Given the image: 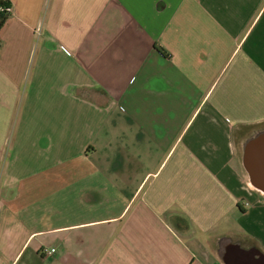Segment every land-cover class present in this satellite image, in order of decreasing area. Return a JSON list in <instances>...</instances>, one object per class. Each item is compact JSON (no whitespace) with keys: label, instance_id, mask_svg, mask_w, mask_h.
<instances>
[{"label":"crops","instance_id":"0c3cea01","mask_svg":"<svg viewBox=\"0 0 264 264\" xmlns=\"http://www.w3.org/2000/svg\"><path fill=\"white\" fill-rule=\"evenodd\" d=\"M8 1L0 264H264V0Z\"/></svg>","mask_w":264,"mask_h":264},{"label":"trees","instance_id":"16d2710c","mask_svg":"<svg viewBox=\"0 0 264 264\" xmlns=\"http://www.w3.org/2000/svg\"><path fill=\"white\" fill-rule=\"evenodd\" d=\"M8 0H0V32L3 29L7 19L10 18V16L6 12H2V8L9 6Z\"/></svg>","mask_w":264,"mask_h":264},{"label":"built area","instance_id":"2783aa9c","mask_svg":"<svg viewBox=\"0 0 264 264\" xmlns=\"http://www.w3.org/2000/svg\"><path fill=\"white\" fill-rule=\"evenodd\" d=\"M2 12H6L9 16L12 15L13 13V8L12 6L9 4V6H6L4 8H2ZM57 252L56 249L51 248V249H45L44 253H42L44 256H51L52 254H55Z\"/></svg>","mask_w":264,"mask_h":264}]
</instances>
